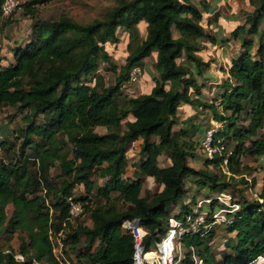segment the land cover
<instances>
[{"label": "trees", "instance_id": "1", "mask_svg": "<svg viewBox=\"0 0 264 264\" xmlns=\"http://www.w3.org/2000/svg\"><path fill=\"white\" fill-rule=\"evenodd\" d=\"M20 1L18 8L32 18L31 33L14 46L8 64L0 48V108L26 112L12 137L0 140V237L19 233L24 240L18 251L0 250V264H134L124 220H140L150 251L167 235L172 217L187 228L199 200L221 192L238 209L214 225L222 204H205L204 223L182 235L174 264H253L264 256V0L228 31L230 38L223 36L218 12L224 0H118L103 19L87 24L68 16L36 18L38 7L53 0ZM3 2L0 19L10 18L16 10L5 16ZM119 30L130 38L121 67L107 47L120 43ZM230 40L240 43L239 51L216 80L214 66L197 53L205 43L229 48ZM151 57L158 74L151 76L153 86L126 95L131 72ZM103 65L115 74L112 84L100 74ZM182 108L190 112L181 121ZM199 118L209 120L212 144L221 151L196 169L189 159L198 158ZM138 141L140 159L130 165L128 150ZM246 171L262 176L237 183ZM147 178L160 186L152 202ZM239 184L259 185L256 197L244 195ZM80 186L84 192L78 193ZM72 202L89 214L91 226L71 215ZM176 204L181 207L174 214ZM219 230L227 238L214 251ZM55 239L64 258L55 252Z\"/></svg>", "mask_w": 264, "mask_h": 264}, {"label": "rangeland", "instance_id": "2", "mask_svg": "<svg viewBox=\"0 0 264 264\" xmlns=\"http://www.w3.org/2000/svg\"><path fill=\"white\" fill-rule=\"evenodd\" d=\"M118 0H53L49 3L44 4L43 6L38 7L36 12V18L38 19H47L55 20L59 19L62 16H68L73 20L87 24L91 23L96 19H103L107 12L116 5ZM25 2V0H23ZM258 0H224L218 8V12L222 15L223 26L225 28V33L223 34L224 38H230L229 30L234 28L237 25L244 24L249 14L252 13L254 8L257 5ZM209 19V18H208ZM0 25H2V33L0 36V48H2V53L5 58V64L13 61L12 49L16 45H20L26 41L28 36L31 33L32 18L25 15L24 11L21 8L16 9V11L11 15L10 18L3 17L0 19ZM207 32L212 33L205 26ZM141 38L145 37L144 26H139ZM120 43L108 44V50L111 54L112 61L121 67L124 65L126 57L128 55V44L130 42L129 35L124 30H119ZM231 46L225 48L224 46H212L209 43L204 44V48L197 55L205 62H209L214 66L210 70L218 80L224 77L223 71L221 68L226 67L229 60L239 51L240 43L238 41L230 40ZM100 74L105 78L107 84H112L114 82L115 74L111 71L106 70L104 65L101 67ZM158 77V74L154 68V57L148 58L144 61V66L142 67V73L139 79V82L128 83L125 87L124 93L128 96H137L141 93L147 92L152 86L153 82L151 76ZM25 111L17 112L13 108H0V140L9 136L12 137V134L23 125V116ZM189 112L184 108L179 113V119L185 120ZM196 124H202V131L194 137V140L198 143L196 152L198 158L189 159V165L200 169L204 166V159L207 157L204 149L203 143L206 139V134L208 130L209 120L199 118L196 121ZM180 126H177L175 129L179 130ZM98 133L103 134L106 132L105 128L99 127L96 130ZM141 141L134 143L128 150V161L129 164H137L140 159L139 149ZM202 147V148H201ZM162 166L167 165L165 157L161 158ZM250 166H255L256 163L248 160ZM134 169L129 167L128 175H132ZM59 174L58 169L52 170V175L56 176ZM262 173L259 171H253L251 173L242 172V175L236 177V182L239 183L241 180H251L253 177L261 178ZM99 184H103V180H99ZM237 189H243L244 195L250 198H255L256 193L259 191V185L254 188H245V185H238ZM145 189L146 193L152 202V196L155 192L160 190V186L151 178L145 179ZM78 193L84 192L83 186L78 187ZM237 196V192H236ZM205 199V197H202ZM100 202V200H97ZM180 205L176 204L174 209V214H177L180 209ZM194 208L196 207L193 206ZM8 214H11L12 206H9ZM82 208L80 216V223L91 226L92 222L88 213L83 212ZM78 216V215H77ZM76 224V222L74 221ZM218 238L213 244L214 251H217V248L226 240L227 235L223 230H219ZM24 236L19 233H5L0 237V250L9 252L10 250L18 251ZM55 252L59 258H64L62 255V244L59 239H55ZM183 250L179 248L177 250V255L181 254ZM74 261L75 258L73 257ZM37 264V263H34Z\"/></svg>", "mask_w": 264, "mask_h": 264}, {"label": "built area", "instance_id": "3", "mask_svg": "<svg viewBox=\"0 0 264 264\" xmlns=\"http://www.w3.org/2000/svg\"><path fill=\"white\" fill-rule=\"evenodd\" d=\"M20 0H4L1 9L5 16L11 15L20 5ZM142 70L140 67L133 69L130 75L129 83H138ZM213 131L210 130L206 134L205 142L203 143V149L207 157L212 158L215 154L221 151V148L212 144ZM2 150L0 148V156ZM216 199L222 204L221 209L215 212L214 225L221 224L226 221V214L228 211H234L238 209V205L232 203L231 196L226 192L216 193L209 198L199 200L197 207L195 208V217L193 215L187 216L186 226L175 217H172L169 221V231L167 235L157 242L155 247L150 251H146L144 247V237L146 231L141 227L140 220L138 218L126 219L122 223L123 230H129L133 235L134 240V264H174L176 262V253L181 248V237L183 234L189 231L188 227L194 229L198 224L204 223L205 217L201 212L202 207L205 204H210ZM82 206L79 203H71L70 213L72 216H77L81 213ZM155 253L152 258H147L148 253ZM18 260H23L22 255H16ZM196 264H204L203 260L197 259ZM253 264H264V256H259L254 260Z\"/></svg>", "mask_w": 264, "mask_h": 264}, {"label": "crops", "instance_id": "4", "mask_svg": "<svg viewBox=\"0 0 264 264\" xmlns=\"http://www.w3.org/2000/svg\"><path fill=\"white\" fill-rule=\"evenodd\" d=\"M222 70V69H221ZM210 74L211 75H213L215 78H216V80H218V78L214 75V74H212V72H210ZM224 75V74H223ZM188 112H190V111H188Z\"/></svg>", "mask_w": 264, "mask_h": 264}]
</instances>
